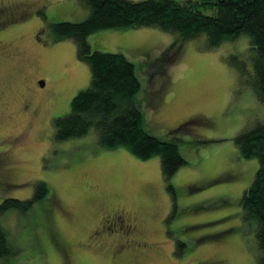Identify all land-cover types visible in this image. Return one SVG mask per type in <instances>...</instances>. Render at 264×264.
<instances>
[{"label":"rangeland","instance_id":"1","mask_svg":"<svg viewBox=\"0 0 264 264\" xmlns=\"http://www.w3.org/2000/svg\"><path fill=\"white\" fill-rule=\"evenodd\" d=\"M194 1L215 13L210 0ZM1 3L11 15L0 30V201L30 197L37 180L48 193L26 211L0 214L13 249L0 264H256L257 223L243 216L240 198L258 161L242 157L234 142L264 121L249 37L210 48L204 35L180 40L154 26L88 35L92 49L134 63L141 86L133 100L146 129L175 141L186 159L169 189L158 156L141 160L124 146L104 147L93 128L53 136V118L70 112L90 71L74 40L54 41L50 25L85 19L82 0ZM115 210L132 227L128 245L97 229Z\"/></svg>","mask_w":264,"mask_h":264},{"label":"trees","instance_id":"2","mask_svg":"<svg viewBox=\"0 0 264 264\" xmlns=\"http://www.w3.org/2000/svg\"><path fill=\"white\" fill-rule=\"evenodd\" d=\"M82 2L89 8L85 19L56 21L50 25L54 41L74 40L78 59L85 61L90 71V83L71 98L70 112L53 118V136L59 141L66 140L82 136L93 128L98 143L104 147L124 146L141 160L158 156L161 175L172 189L170 178L186 159L175 141L161 139L146 129L143 111L133 100L141 86L134 63L122 53L92 49L87 37L103 28L154 26L177 34L180 40L204 35L211 48L245 34L252 50L253 85L257 94L264 98V0H210L216 8L214 14L202 12L198 1L194 0ZM1 6L4 5L1 3L0 9ZM234 142L242 157H255L258 161L240 202L243 216L257 223L256 264H264V121L237 134ZM47 193L45 181L37 180L30 197H4L0 201V214L11 208L26 211ZM12 252L0 223V256Z\"/></svg>","mask_w":264,"mask_h":264},{"label":"flooded vegetation","instance_id":"3","mask_svg":"<svg viewBox=\"0 0 264 264\" xmlns=\"http://www.w3.org/2000/svg\"><path fill=\"white\" fill-rule=\"evenodd\" d=\"M1 12H3V21L0 24V30L2 29L1 33H4V25L9 21V16L11 15L10 12H8L7 18L4 17V11L5 9L3 8V11L0 9ZM12 18L10 17V20ZM13 19H15L13 17ZM40 83V81H39ZM43 85V84H42ZM106 215L103 216V219L101 220L99 226H98V231H103L106 234H111L113 236H117L118 238L120 237L121 240H123V243H126L125 245H128L132 243L135 239L131 235V226L129 224H126L124 222V216L121 212L112 211L111 213L109 212L108 214L105 213ZM105 221L107 223H110L111 226L109 227L108 225L105 224ZM120 245V243L118 244ZM121 246L118 248L120 249Z\"/></svg>","mask_w":264,"mask_h":264}]
</instances>
